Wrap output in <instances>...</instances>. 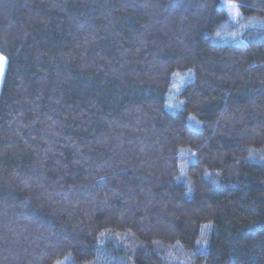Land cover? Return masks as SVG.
Wrapping results in <instances>:
<instances>
[{
    "label": "trees",
    "instance_id": "obj_1",
    "mask_svg": "<svg viewBox=\"0 0 264 264\" xmlns=\"http://www.w3.org/2000/svg\"><path fill=\"white\" fill-rule=\"evenodd\" d=\"M228 1L238 42L221 0H0V264H264V0Z\"/></svg>",
    "mask_w": 264,
    "mask_h": 264
},
{
    "label": "rangeland",
    "instance_id": "obj_2",
    "mask_svg": "<svg viewBox=\"0 0 264 264\" xmlns=\"http://www.w3.org/2000/svg\"><path fill=\"white\" fill-rule=\"evenodd\" d=\"M220 7L224 8L228 12L230 19L238 24V25L235 24V26L233 25V28L230 29L229 33L226 34V37H228L229 40L226 39V37H224L222 40H224L225 42H230V40L238 42L239 40L237 41L236 39H238L241 36L242 32L245 29H247L249 26L248 20L242 16L237 5L232 1L221 0ZM217 37L218 35L216 36L217 42L225 43L219 40ZM0 57L4 58V60L0 62V89H1L3 77H4V73L6 69V58L5 56L1 54H0ZM186 75L187 74L177 75V76H182V77H179L178 82L173 85V87L170 89L169 94L167 95V108L169 111L175 112L183 108V105L180 100V97L178 96V93L181 90L182 82H184V80L187 78ZM193 127L196 128L197 126L193 125Z\"/></svg>",
    "mask_w": 264,
    "mask_h": 264
},
{
    "label": "snow or ice",
    "instance_id": "obj_3",
    "mask_svg": "<svg viewBox=\"0 0 264 264\" xmlns=\"http://www.w3.org/2000/svg\"><path fill=\"white\" fill-rule=\"evenodd\" d=\"M4 60V58L3 57H0V62H2Z\"/></svg>",
    "mask_w": 264,
    "mask_h": 264
}]
</instances>
